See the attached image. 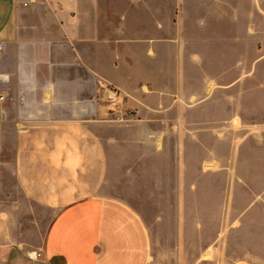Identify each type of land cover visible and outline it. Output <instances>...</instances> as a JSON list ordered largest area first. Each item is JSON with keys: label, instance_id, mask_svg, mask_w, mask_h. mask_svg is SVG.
I'll list each match as a JSON object with an SVG mask.
<instances>
[{"label": "crops", "instance_id": "1", "mask_svg": "<svg viewBox=\"0 0 264 264\" xmlns=\"http://www.w3.org/2000/svg\"><path fill=\"white\" fill-rule=\"evenodd\" d=\"M228 1L195 0L193 6L175 0L172 9L166 0H0V257L21 243L14 240L10 213L18 204L12 194L19 191L28 204L53 211L41 243L51 264L149 263L151 239L140 212L128 200L103 193L111 163L107 142H164L165 130L155 126L166 125L171 95H177L178 109L184 97L157 84L154 69L132 71L127 63L139 60L133 46L148 47L144 60L155 61L149 49L172 39L157 37L167 22L156 15L172 12L181 32L193 20L198 45L209 38L205 30L227 15L229 42L242 29L253 36L245 40L264 47V0ZM263 58L264 52L258 60ZM109 84L121 90L115 100L106 98ZM210 87L207 81L197 104L210 96L203 94ZM263 99L238 112L246 138L236 157L243 181L244 169L264 168ZM124 106L136 111L133 120L108 116ZM236 113L232 103L228 128L239 123ZM111 125L128 137L108 136Z\"/></svg>", "mask_w": 264, "mask_h": 264}, {"label": "rangeland", "instance_id": "2", "mask_svg": "<svg viewBox=\"0 0 264 264\" xmlns=\"http://www.w3.org/2000/svg\"><path fill=\"white\" fill-rule=\"evenodd\" d=\"M211 3L204 0V4ZM190 4L194 6L195 0ZM168 6L174 9L175 0H166ZM107 16L114 20L116 15ZM126 16L131 21L132 15ZM176 17L173 12L156 15V21L167 22L157 37L172 39L149 49L155 54L154 62L144 60L148 47L133 46L131 53L139 60L127 64L142 73L154 69L157 84L182 92V109L176 108L178 98L172 94L174 105L164 115L166 125L159 121L155 126L157 132L165 130L164 142H139L137 138L107 142L111 163L103 193L128 200L140 212L151 239L148 264H264V168L244 169L248 173L243 181L236 167L238 146L246 139L238 112L264 98V58L258 60L264 47L256 40H245L253 36L242 29L236 30L235 42H229L223 28L227 15L220 16L214 29L205 30L209 38L198 45L193 20L181 32L174 27ZM146 19L140 15L141 21ZM207 81L214 88L203 93L210 96L197 104ZM230 82L234 84L228 88ZM108 87L121 92L112 84ZM232 103L239 123L228 128L225 120ZM117 114L108 116L122 123L136 117L129 106ZM106 133L128 137L115 125ZM159 134L163 135L156 137ZM12 198L18 204L10 207L11 229L14 240L17 236L21 243L19 247L13 243L0 263L51 264L41 254V243L53 211L28 204L19 191ZM32 251H37L35 257Z\"/></svg>", "mask_w": 264, "mask_h": 264}, {"label": "built area", "instance_id": "3", "mask_svg": "<svg viewBox=\"0 0 264 264\" xmlns=\"http://www.w3.org/2000/svg\"><path fill=\"white\" fill-rule=\"evenodd\" d=\"M4 46H5V42L2 40V39H0V55L2 54V52H3V50H4ZM117 95H118V92L117 91H113V90H108L107 91V95H106V98H107V100H115L116 99V97H117ZM121 111H122V109H120L118 112L120 113V114H118L119 116L121 115ZM36 252V254H37V251H35ZM40 254V253H39Z\"/></svg>", "mask_w": 264, "mask_h": 264}, {"label": "bare ground", "instance_id": "4", "mask_svg": "<svg viewBox=\"0 0 264 264\" xmlns=\"http://www.w3.org/2000/svg\"><path fill=\"white\" fill-rule=\"evenodd\" d=\"M31 254H32V256L35 257L36 252L35 251H32Z\"/></svg>", "mask_w": 264, "mask_h": 264}]
</instances>
